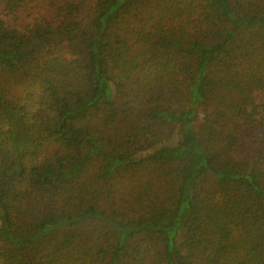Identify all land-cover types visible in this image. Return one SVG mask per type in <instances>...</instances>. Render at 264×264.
I'll use <instances>...</instances> for the list:
<instances>
[{"label": "trees", "instance_id": "16d2710c", "mask_svg": "<svg viewBox=\"0 0 264 264\" xmlns=\"http://www.w3.org/2000/svg\"><path fill=\"white\" fill-rule=\"evenodd\" d=\"M0 264H264V0H0Z\"/></svg>", "mask_w": 264, "mask_h": 264}, {"label": "rangeland", "instance_id": "374dc122", "mask_svg": "<svg viewBox=\"0 0 264 264\" xmlns=\"http://www.w3.org/2000/svg\"><path fill=\"white\" fill-rule=\"evenodd\" d=\"M257 131H258L259 133H261L260 130H257Z\"/></svg>", "mask_w": 264, "mask_h": 264}]
</instances>
